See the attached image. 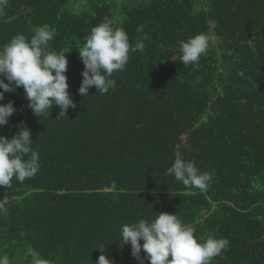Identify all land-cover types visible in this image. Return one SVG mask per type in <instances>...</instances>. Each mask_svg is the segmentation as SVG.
Segmentation results:
<instances>
[{"label":"trees","instance_id":"trees-1","mask_svg":"<svg viewBox=\"0 0 264 264\" xmlns=\"http://www.w3.org/2000/svg\"><path fill=\"white\" fill-rule=\"evenodd\" d=\"M106 18L133 46L146 35L145 48L113 73L115 88L84 97L78 49ZM33 26L66 55L76 108L59 118L53 106L39 118L22 87L0 101L16 109L0 136L30 130L40 164L32 178L0 187V257L96 264L103 254L138 264L122 226L168 213L194 228L198 242L229 241L211 264H264V0H8L0 48L18 34L30 40ZM201 33L207 54L184 66L179 42ZM176 146L211 173L206 190L166 174Z\"/></svg>","mask_w":264,"mask_h":264},{"label":"clouds","instance_id":"clouds-1","mask_svg":"<svg viewBox=\"0 0 264 264\" xmlns=\"http://www.w3.org/2000/svg\"><path fill=\"white\" fill-rule=\"evenodd\" d=\"M7 3L8 0H0V12ZM137 31L142 32V26ZM32 32L30 40L18 34L0 48V101L4 100L5 93H15L22 87L27 106L35 116L48 118L53 106H58L59 118H65L69 108H76L68 92V60L65 54L50 49L53 37L46 28L33 26ZM146 39L145 35L134 46L131 45L125 30L114 28L113 22L107 18L92 28L82 48L78 49L84 65L79 94L87 97L89 89L93 87L99 94H106L115 88L113 73L125 69L130 52L143 53V40ZM208 47L209 37L203 33L187 41H180L178 60L184 66H195L200 57L207 54ZM15 112L13 102L0 104V128L9 123ZM32 143L30 130L23 126L19 127L18 134L11 139L0 136V187L10 188L14 178L22 183L37 174L39 157L32 150ZM26 156L27 159L24 158ZM166 174L187 188L200 190H206L212 181L211 173L200 172L194 162L183 159L179 146L175 148V160ZM6 211L3 204H0V213ZM194 231L191 226L184 225L177 215L159 213L151 222L140 219L123 225L121 238L123 246H131V255L137 259L138 264H144V260L149 264H211L213 258L220 256L229 247L226 238L212 235L202 243L198 242ZM97 250L103 253L105 247L101 246ZM142 251L144 257L140 255ZM0 264H9V258L0 257ZM96 264H115V261L102 254Z\"/></svg>","mask_w":264,"mask_h":264}]
</instances>
